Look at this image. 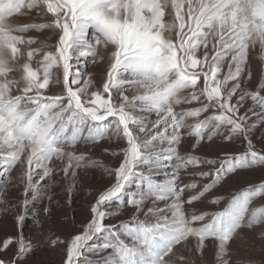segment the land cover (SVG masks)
<instances>
[{
    "label": "snow or ice",
    "instance_id": "1",
    "mask_svg": "<svg viewBox=\"0 0 264 264\" xmlns=\"http://www.w3.org/2000/svg\"><path fill=\"white\" fill-rule=\"evenodd\" d=\"M32 12L48 22H16ZM44 30L54 44L26 35ZM253 58L261 79L250 90ZM89 62L107 63L102 86ZM256 132L264 0H0V226L11 218L17 232L0 238V264H35L21 233L29 216L48 224L43 245L61 249L62 264H208L206 241L212 264H264V205L252 207L264 181L230 191L241 170L264 167ZM241 137L245 151L226 150ZM102 140L126 142L103 149L122 156L118 166L77 151ZM206 147L211 158L196 154ZM90 168L112 182L90 189ZM10 184L20 190L12 200ZM81 188L86 222L73 209ZM125 197L126 208L113 207ZM57 227L77 231L61 238Z\"/></svg>",
    "mask_w": 264,
    "mask_h": 264
},
{
    "label": "rangeland",
    "instance_id": "2",
    "mask_svg": "<svg viewBox=\"0 0 264 264\" xmlns=\"http://www.w3.org/2000/svg\"><path fill=\"white\" fill-rule=\"evenodd\" d=\"M16 22L45 23L48 21L46 19L38 18L36 16V13L32 12L25 17H17ZM26 35L36 37L41 41H47V43L49 44H54L57 38V37H52V39L49 40L48 37L51 35V33L48 30H44L42 32H31ZM49 50H53V49H49ZM250 62L252 65V72H253V79L250 84V90H255L259 80L261 79V62L259 61L258 58H253ZM106 68H107L106 62L99 64H92L89 62L85 64V70L87 72L93 73L97 86H102L103 80L106 77ZM56 91H58V89L54 88L53 92ZM250 103L251 102L249 101L246 104V107L249 106ZM199 106H200L199 104L194 103L192 105H184L183 107L194 108ZM177 110H179V108ZM241 111H243V109ZM209 114H211V110L209 111V113H205L203 115H209ZM152 118L155 119V116L153 115ZM202 118L203 116H201V119ZM110 121L111 118H109V121H105L104 122L105 126H108L110 124ZM191 122L192 120L190 119L189 123ZM262 135H264V133L256 132L252 137L253 143L257 150H264V140H261L260 138ZM193 139L194 138H185L180 148L181 153H183L185 150H190L189 146L193 142ZM217 143L219 144V140H217ZM126 146H127L126 142L124 141H120L117 143V142H109L107 140H102L100 141L99 144L96 145H83V144L77 145V151L89 152L90 150V155L92 159L100 160L103 161L105 165L116 167L118 166L120 159H122V156L113 158L112 156L104 153L103 149L104 148L116 149V148H123ZM245 147H246V142L243 141L241 137V138H237L234 143H228L226 145V150L232 153H242L243 151H245ZM214 153H215V148L206 147L203 152L198 151L196 154L197 155L207 154L211 158V156L214 155ZM241 171H242V175L238 181V187L232 188L230 190L232 194L243 191L244 189L248 188L250 185H256L259 184L261 181H264V167H256L253 169H246ZM88 173L94 178L90 184V189L92 190L107 186L109 183L112 182L111 179L107 177H105L104 179H100L102 173L99 172L97 169L90 168L88 169ZM15 175L16 172L14 170L13 176ZM62 175H63L62 173L54 174L53 178L59 181ZM81 175H83V173H81ZM155 178L157 180H163L164 177L161 174V175H157ZM19 191L20 190L16 189L10 184L8 187V199L12 200L13 198L19 196ZM55 192L58 194L56 196V200L60 201L61 203L67 200V193L62 192L60 187H57L55 189ZM89 198H90V192H85L83 188L77 191L74 195L73 209H74V215L78 221L86 222V217L82 213L81 209L83 206H85V201H87ZM126 201H127V197H125L123 201L114 202L113 207H119L121 209H124L127 207ZM45 203H47L46 200L40 203L39 205H33V206L43 208ZM260 205H264V197L255 199L253 201L252 207L254 208ZM224 206L225 205L222 203L219 206L198 205V208L200 211L211 212V211L222 210ZM53 207L56 206L53 205ZM123 214L124 213L121 212V215ZM40 219L45 220L46 217L41 215ZM109 222L115 223V220L110 219ZM47 228H48V224H37L36 221L31 216H29V218L25 221V225L21 230V233L27 241H30L32 243L33 246V254L29 257V259L31 261H34L35 264H41V262H43V264H62L63 254L61 249L57 248L53 250L43 245L44 238L47 235ZM55 231L61 238H64L66 236H69L70 233L75 234L77 229L57 227ZM5 235H17L16 229L11 225V218H8L7 228L0 226V238H3ZM206 243L209 245V247L205 250L204 259L208 262V264H212L214 259V249L211 246L210 241H206ZM12 251H14V249ZM9 255H11V252L9 253ZM197 264H199V260H197Z\"/></svg>",
    "mask_w": 264,
    "mask_h": 264
}]
</instances>
